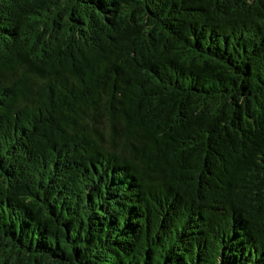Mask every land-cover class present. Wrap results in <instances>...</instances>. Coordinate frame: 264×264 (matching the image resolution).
<instances>
[{"label":"trees","instance_id":"obj_1","mask_svg":"<svg viewBox=\"0 0 264 264\" xmlns=\"http://www.w3.org/2000/svg\"><path fill=\"white\" fill-rule=\"evenodd\" d=\"M0 264H264V0H0Z\"/></svg>","mask_w":264,"mask_h":264}]
</instances>
